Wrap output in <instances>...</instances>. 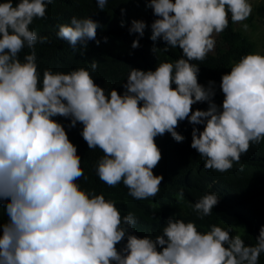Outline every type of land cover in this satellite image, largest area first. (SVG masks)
I'll use <instances>...</instances> for the list:
<instances>
[{"label": "clouds", "instance_id": "9594fccd", "mask_svg": "<svg viewBox=\"0 0 264 264\" xmlns=\"http://www.w3.org/2000/svg\"><path fill=\"white\" fill-rule=\"evenodd\" d=\"M53 2H0V208L7 217L0 221V264H258L264 225L247 245L232 235L233 225L221 221L226 227L213 224L201 232L176 215L155 238L133 235L135 226L145 228V220L132 212L121 215L116 201L80 187L85 174L77 146L55 118L67 119L68 128L82 125L88 149L103 153L95 165L98 178L111 188L123 184L136 201L155 197L164 179L153 173L162 159L155 138L167 133L183 142L176 129L185 120L194 126L190 147L203 158L205 170L225 173L239 165L243 171V155L264 141V47L233 61L230 72L221 75L220 105L214 99L216 82L201 85L193 61L203 62L215 51V37L229 21L247 32L252 13L264 17L257 9L264 0H144L155 17L150 39L165 42V52L180 49L181 56L155 70L128 67L122 93L106 92L94 82L95 60L88 68L67 73L49 68L41 75L35 45L47 38H38L30 26L47 18ZM95 2L103 11L109 0ZM98 27L88 17L73 16L57 25L56 35L76 53L89 41L100 44ZM146 27L134 19L128 32L143 37ZM139 46L134 39L131 47ZM25 48L30 51L21 59ZM158 50L154 44L151 51ZM197 103H207L206 110H193ZM177 198L184 199L183 190ZM219 200L210 191L191 206L203 219L213 215ZM151 214L155 225L162 216Z\"/></svg>", "mask_w": 264, "mask_h": 264}, {"label": "trees", "instance_id": "16d2710c", "mask_svg": "<svg viewBox=\"0 0 264 264\" xmlns=\"http://www.w3.org/2000/svg\"><path fill=\"white\" fill-rule=\"evenodd\" d=\"M2 2V0H0ZM124 9V13H121ZM258 10H264L260 3ZM46 19H35L30 28L36 31L38 38L46 37L47 42L35 45L36 57L41 75L44 69H52L53 72L67 73L73 69L88 68L92 60L99 63L95 72H92L94 82L105 88L107 92L114 88L118 93L123 92L122 84L126 82L128 67L141 70H155L157 64L162 61L174 62L181 56L180 49L169 48L162 40L153 42L150 39V24L155 19L152 10L146 6L144 0H109L105 9L99 10L95 0H54L47 7ZM90 18L97 22V39L101 42L97 45L89 41L86 50L73 53L66 41L57 38V25L69 23L71 17ZM143 20L149 27L145 28L143 37L138 34H129L128 28L132 20ZM250 19V18H249ZM249 19L246 23H248ZM124 26L121 27V21ZM264 23V17L261 19ZM249 24V23H248ZM229 21V27L220 33L221 43L216 45L215 51L210 53L203 61H193L199 65L198 82L207 86L208 81L216 82L215 102L220 105L223 94L219 89L221 75L230 72L233 61L247 53L254 52L255 40L243 29H234ZM253 28V26H249ZM103 37H107L104 42ZM139 38L140 46L131 47L132 41ZM159 48L155 54L151 51L153 45ZM264 47V46H263ZM264 51V48L262 49ZM30 50L25 48L20 57ZM175 87V85H173ZM193 110H206L207 103H197ZM65 126L68 138L77 146L81 158V167L84 177L78 183L88 192L103 194L106 199L116 201L121 215L132 212L141 216L145 228L135 226L132 232L137 237L150 236L155 238L162 234V225L165 221L176 215L185 222L192 221L201 232H206L213 224L226 227L222 224L233 225L232 235H240L245 244H254L259 229L264 225V141L258 145H252L247 154L243 155V171L239 165L233 169L219 173L214 170H205L204 160L195 149L190 147L191 131L194 127L187 120L180 122L176 129L184 136L183 142H176L170 136H158L155 143L162 153V159L153 169L154 175H162L163 181L160 191L155 197L144 201H136L128 195V189L123 185L115 188L108 187L96 175L95 165L103 155L100 149H88L86 142L80 135L82 125L68 128L69 121L63 117H56ZM203 130V125H195ZM183 190L184 199L178 200L177 194ZM215 192L219 195V203L212 209L213 215L199 219L192 209V204L207 192ZM159 212L161 220H156L151 212ZM7 219L3 208H0V221ZM250 228V229H249ZM126 239L116 245L117 249L123 247ZM258 264H264V253L260 255Z\"/></svg>", "mask_w": 264, "mask_h": 264}, {"label": "rangeland", "instance_id": "374dc122", "mask_svg": "<svg viewBox=\"0 0 264 264\" xmlns=\"http://www.w3.org/2000/svg\"><path fill=\"white\" fill-rule=\"evenodd\" d=\"M258 1H261V0H253V3L254 2H258ZM248 23L247 24L249 26H253L254 28L250 29V27H249V30L247 32H245L244 30H243V32H245L246 34L250 35L255 40L254 45H255L256 48L263 47L264 46V23H261V16L255 15V14L252 13ZM215 38H216V41H217L216 44H219V43L222 42V40L220 39L219 35H217Z\"/></svg>", "mask_w": 264, "mask_h": 264}]
</instances>
